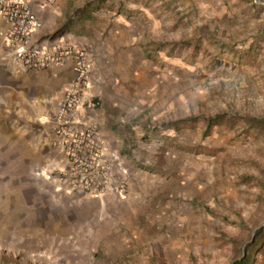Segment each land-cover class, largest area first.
I'll list each match as a JSON object with an SVG mask.
<instances>
[{
	"label": "rangeland",
	"instance_id": "1",
	"mask_svg": "<svg viewBox=\"0 0 264 264\" xmlns=\"http://www.w3.org/2000/svg\"><path fill=\"white\" fill-rule=\"evenodd\" d=\"M105 2L55 0L52 36L73 3L80 32L108 5L142 19L122 80L105 82L114 98L98 96L118 154L157 190L56 193V169L36 179L42 153L0 121V264H231L264 228V0Z\"/></svg>",
	"mask_w": 264,
	"mask_h": 264
},
{
	"label": "crops",
	"instance_id": "2",
	"mask_svg": "<svg viewBox=\"0 0 264 264\" xmlns=\"http://www.w3.org/2000/svg\"><path fill=\"white\" fill-rule=\"evenodd\" d=\"M54 1L49 4L48 0H30L33 11L41 24V28L33 36L32 41L41 45L62 41L65 44L78 45L83 48L87 52L91 65V92L104 99L106 95L110 99L114 98L107 94L108 85L105 82L109 81V84H114V82L119 83L122 80L121 68L130 61L131 52L136 53L137 42L143 40L145 34V27L142 26L139 30L137 26L139 20L142 19L139 16L115 15L111 10L113 8L108 5L99 10L97 15L94 14L95 18L85 20L83 23L85 32H80L78 25L75 24L77 18L72 16V11L76 6L73 3L67 12V18L74 20L71 26L61 35L52 36L58 29L57 9L52 8ZM57 1L56 8L60 10L64 0ZM107 2L108 0L105 3ZM129 6L134 5L130 4L125 7ZM135 6L138 8L139 15L146 14L143 4ZM69 15L72 17L69 18ZM148 18L154 20L155 27L159 26L156 19L149 16ZM64 19L66 18L64 17L62 22ZM4 27V20L0 16V30ZM151 30L154 31V27ZM73 65V60L68 58L59 67L52 66L42 70L25 67L9 53L7 45L0 38V121H4L12 129L13 137L17 138L18 136V146H26L27 143L34 144L37 151L42 153L43 164L32 170L34 177L36 176L39 181L49 180L53 171L65 163L63 153L54 145L49 119L56 113L67 87L74 79ZM119 87L120 85L116 86L114 93L121 92ZM105 114L106 108L102 104L99 108L86 112L84 116L89 124L98 129L106 150L117 158L118 164L128 174L125 194L119 196L107 193L105 195H112L117 199V203L123 204L129 200L130 195H137V188L141 192L138 195L152 194L157 188L148 182L147 178L150 177L133 171L132 167L128 166L127 159L122 158L115 149V138L108 129L104 128ZM53 182L57 185L56 193L59 192L66 196L89 197L81 191L57 181V179H54ZM66 196L63 198L68 200ZM32 241L31 239L30 245H32ZM8 244L7 240L2 241L0 234V246ZM10 246L16 245L10 244Z\"/></svg>",
	"mask_w": 264,
	"mask_h": 264
},
{
	"label": "built area",
	"instance_id": "3",
	"mask_svg": "<svg viewBox=\"0 0 264 264\" xmlns=\"http://www.w3.org/2000/svg\"><path fill=\"white\" fill-rule=\"evenodd\" d=\"M48 3L52 4L53 0ZM0 16L5 23L0 38L23 66L42 70L62 66L68 58L73 60L74 79L49 119L54 145L65 157V163L55 171L56 177L90 197L125 194L127 171L108 153L98 129L85 120L86 112L101 105L99 96L91 92L87 52L62 41L47 45L34 43L33 36L41 24L30 0H0Z\"/></svg>",
	"mask_w": 264,
	"mask_h": 264
},
{
	"label": "trees",
	"instance_id": "4",
	"mask_svg": "<svg viewBox=\"0 0 264 264\" xmlns=\"http://www.w3.org/2000/svg\"><path fill=\"white\" fill-rule=\"evenodd\" d=\"M208 124L210 125V122ZM262 236H264V228H261L256 231L255 241L246 246V253L242 254L240 258L236 259L231 264H254L255 263L253 260L254 254L252 251H256L259 253L262 250H264V246H260L262 242L258 243L260 240L261 241L264 240V238L261 239Z\"/></svg>",
	"mask_w": 264,
	"mask_h": 264
}]
</instances>
